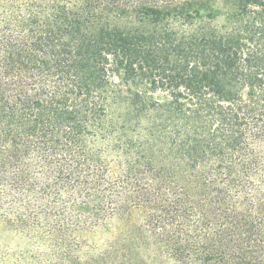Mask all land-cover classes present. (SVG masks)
I'll use <instances>...</instances> for the list:
<instances>
[{
    "label": "trees",
    "instance_id": "16d2710c",
    "mask_svg": "<svg viewBox=\"0 0 264 264\" xmlns=\"http://www.w3.org/2000/svg\"><path fill=\"white\" fill-rule=\"evenodd\" d=\"M0 264H264V0H0Z\"/></svg>",
    "mask_w": 264,
    "mask_h": 264
},
{
    "label": "rangeland",
    "instance_id": "374dc122",
    "mask_svg": "<svg viewBox=\"0 0 264 264\" xmlns=\"http://www.w3.org/2000/svg\"><path fill=\"white\" fill-rule=\"evenodd\" d=\"M116 224H111L109 226L110 230L108 232H98L94 234L84 235L83 237L88 240V242L96 244L97 246H102L103 242L110 239L115 232ZM13 244V242H11Z\"/></svg>",
    "mask_w": 264,
    "mask_h": 264
}]
</instances>
